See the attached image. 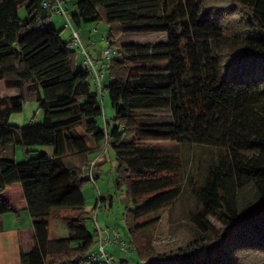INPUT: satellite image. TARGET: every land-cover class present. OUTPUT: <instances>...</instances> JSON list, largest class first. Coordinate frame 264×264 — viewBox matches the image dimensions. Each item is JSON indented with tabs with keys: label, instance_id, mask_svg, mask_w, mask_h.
Returning a JSON list of instances; mask_svg holds the SVG:
<instances>
[{
	"label": "trees",
	"instance_id": "16d2710c",
	"mask_svg": "<svg viewBox=\"0 0 264 264\" xmlns=\"http://www.w3.org/2000/svg\"><path fill=\"white\" fill-rule=\"evenodd\" d=\"M70 3L65 9L76 30L103 20L118 49L103 83L114 111L111 128L106 119L105 128L100 124L99 94L77 49L50 22L55 3L0 0V83L19 91L0 98V216L25 210L31 217L18 228L21 263L101 264L88 259L95 242L81 186L107 141L116 184L125 186L132 205L125 220L137 264H264V0ZM121 33H166L167 39L118 45ZM25 98L39 104L42 120L10 125ZM164 111L171 122L144 120ZM184 143L216 147V161L196 188L202 207L192 217L195 234L183 247L154 252L142 241L155 224L146 218L177 198V148ZM7 145L52 152L15 162L2 155ZM246 183L257 202L241 211L236 190ZM51 219L66 224V238L49 237Z\"/></svg>",
	"mask_w": 264,
	"mask_h": 264
},
{
	"label": "rangeland",
	"instance_id": "374dc122",
	"mask_svg": "<svg viewBox=\"0 0 264 264\" xmlns=\"http://www.w3.org/2000/svg\"><path fill=\"white\" fill-rule=\"evenodd\" d=\"M71 1L63 2L62 5L64 8L67 9ZM19 12L20 16L25 15L23 9ZM50 22L60 32V36L62 40L67 43L68 48L76 50L74 45L69 44L72 35L69 28L63 27V17L52 11ZM82 25L85 30L96 28L97 33L94 35L96 40L95 49L97 48L96 50L100 52L105 47V41L102 38L107 37L110 31L109 25L103 20ZM77 31L79 35H81L79 29H77ZM118 37L122 44H151L165 42L167 34L121 33ZM121 56L120 54L117 57ZM105 73L107 75L104 83H107L110 80V71L106 69ZM91 86H93V84H91ZM99 99L103 109V118L100 124L102 128H105L104 121L106 119L109 123L108 127L111 128L114 125L112 122L114 111L110 105L108 93L105 89L102 90ZM42 118L43 113L39 108V104L34 100L25 98L22 110L17 113H11L8 117V123L10 125L23 127L29 124L31 119L34 122H40ZM144 120L148 123L171 122L172 116L168 111L154 112L144 116ZM43 147L47 149L48 154H51V146ZM19 148L20 147H18V149ZM108 151L109 155L105 153V164H103L99 170L97 169L99 174H97V176L95 174L94 183L90 180H86L81 186L85 198L84 210L86 213H90V218L86 220V227L94 237V250H97L99 246L98 229L103 232L107 230L111 231L112 229L120 231L121 238L124 239L128 252H123L117 242L105 245V251L114 264H120L122 260H127L129 264H137V254L129 244V234L125 220V214L128 208H132V205L129 204L127 200L125 186L118 187L116 184L115 154L111 148H109ZM177 151L181 163L180 169L176 175L178 196L171 205L146 218L155 219V224L144 231L142 241L154 252L161 253L183 247L195 234L192 217L202 207V203L196 194V188L205 181L209 171V165L216 161L218 153L216 147L189 143L179 145ZM86 173L87 170L85 171V174ZM86 178H88V175ZM236 192L238 208L241 211H246L252 204L257 202L254 187L251 183H246L238 187ZM141 220H143V218ZM209 221L216 229L221 228V224L214 217L209 216ZM96 226L98 229H96ZM48 231L49 237L56 239H64L68 233L66 224L61 220L54 219L49 221Z\"/></svg>",
	"mask_w": 264,
	"mask_h": 264
},
{
	"label": "built area",
	"instance_id": "2783aa9c",
	"mask_svg": "<svg viewBox=\"0 0 264 264\" xmlns=\"http://www.w3.org/2000/svg\"><path fill=\"white\" fill-rule=\"evenodd\" d=\"M55 3V13L61 17H63L64 28H69L71 31L72 39L69 44L74 45L80 56V63L82 68H84L90 76V80L96 89L99 96L102 94L103 83L105 79L106 69L109 70L110 63L113 57L118 55V49L111 45V42L107 37L102 38L105 41V47L99 52L100 59L96 60L93 58L89 50L84 46L81 36L78 31L73 27L70 15L62 5L59 0H42V7L48 8L52 3ZM95 32V29L93 30ZM91 45L95 46L96 41H91ZM107 141L102 145V149L99 151V155H97L91 162L89 167L87 168L88 180L94 183V176L97 167V163L102 159V156L107 151ZM96 229L98 227L96 226ZM99 232V246L97 250L91 251L88 255V259L90 262H99L101 264H114L105 251V245L118 243L120 245V249L127 253L128 249L126 248L124 239L121 238V233L117 229H112L111 231L107 230L103 232L98 229Z\"/></svg>",
	"mask_w": 264,
	"mask_h": 264
},
{
	"label": "crops",
	"instance_id": "0c3cea01",
	"mask_svg": "<svg viewBox=\"0 0 264 264\" xmlns=\"http://www.w3.org/2000/svg\"><path fill=\"white\" fill-rule=\"evenodd\" d=\"M55 27V26H54ZM56 28V27H55ZM93 29L85 30L83 25L79 27V31L81 32L80 36L84 46L89 50L94 59L99 60V51L95 49V46L91 45V41L95 40V33H97L96 28L95 32ZM102 36V35H101ZM103 37V36H102ZM96 41V40H95ZM118 45H122L120 38L118 37L116 40ZM91 50V51H90ZM78 64L80 65V57L78 58ZM81 66V65H80ZM105 73V77H106ZM105 81V79H104ZM19 91L16 89H6L0 83V98H11L18 96ZM34 122L32 119L29 123ZM18 147H20L18 149ZM47 152V149H44L43 146H32L29 148H23L20 145H7L3 152V157L8 159H12L15 162H25L29 158L37 155L39 152ZM52 152V149H51ZM108 153V147L107 151ZM99 155L97 152L92 160ZM106 155L102 156V159L97 163L96 170L105 164ZM91 160V161H92ZM97 170V174L99 171ZM87 177V173L85 174ZM32 223L31 217L29 213L25 210H21L19 212H8L0 216V264H22L20 260V242H19V234L18 228L20 226L30 225Z\"/></svg>",
	"mask_w": 264,
	"mask_h": 264
}]
</instances>
